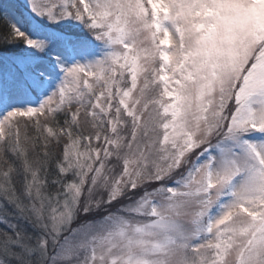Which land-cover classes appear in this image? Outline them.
<instances>
[{
	"label": "snow or ice",
	"instance_id": "6c2138e0",
	"mask_svg": "<svg viewBox=\"0 0 264 264\" xmlns=\"http://www.w3.org/2000/svg\"><path fill=\"white\" fill-rule=\"evenodd\" d=\"M0 264H264V0H0Z\"/></svg>",
	"mask_w": 264,
	"mask_h": 264
}]
</instances>
